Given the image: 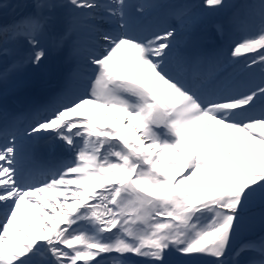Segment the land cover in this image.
<instances>
[{
    "label": "snow or ice",
    "instance_id": "1",
    "mask_svg": "<svg viewBox=\"0 0 264 264\" xmlns=\"http://www.w3.org/2000/svg\"><path fill=\"white\" fill-rule=\"evenodd\" d=\"M0 264H264V0H0Z\"/></svg>",
    "mask_w": 264,
    "mask_h": 264
},
{
    "label": "bare ground",
    "instance_id": "2",
    "mask_svg": "<svg viewBox=\"0 0 264 264\" xmlns=\"http://www.w3.org/2000/svg\"><path fill=\"white\" fill-rule=\"evenodd\" d=\"M13 18V16H12V14H11V12H9L3 19H5V20H10V19H12ZM203 27V26H202ZM202 27H199L198 26V28H197V32L200 34V35H203L204 36V33H206L207 35L205 36V37H207V39H206V41H205V47H208V48H213L212 47V45L210 44V43H208V41L209 40H211L212 39V37L211 36H209V32L207 31V30H205L204 28H202ZM214 34V33H213ZM216 37H218V35H216ZM57 54L59 55L58 56V58H56L58 61L56 62V64H62V63H64V62H66L67 61V59H66V54L64 53V52H57ZM68 63V62H67ZM59 67H56V70H54V71H52V75H53V78H58V77H60L61 75H64V74H62L61 73V71H59ZM21 74V73H20ZM20 74L17 76V77H15L13 80H11L10 82H9V84L7 85V89H21V87H22V85H20V81H19V76H20ZM59 79V78H58ZM34 88H37V87H35V86H33L32 88H31V90L32 89H34ZM39 90L41 91V92H49L50 94H47V95H51L52 93H54V88L53 87H47V86H45L44 84L43 85H40L39 87ZM57 91V90H56ZM16 93H18V92H16ZM26 95V94H25ZM38 95H44V94H38ZM17 97H19V100H21L23 97H24V95H23V90L22 91H20L19 90V95L17 96ZM59 149V151H60V148H58Z\"/></svg>",
    "mask_w": 264,
    "mask_h": 264
},
{
    "label": "rangeland",
    "instance_id": "3",
    "mask_svg": "<svg viewBox=\"0 0 264 264\" xmlns=\"http://www.w3.org/2000/svg\"><path fill=\"white\" fill-rule=\"evenodd\" d=\"M197 2H199V0H197ZM223 19H224V16L222 14L210 16L208 19H206L204 21V26L207 27V29H211L212 34L214 33L215 35H217L216 29L214 26L217 22H220ZM54 65L56 67V63H54ZM43 67H41V68H43ZM43 73H45V70H43V69L41 70L40 68L35 69V68L29 66L28 68H26V71L23 73V76L20 78V83L25 85L27 83L37 81L40 78L39 75L43 74ZM258 213H259V210L258 209L255 210L254 214L258 215ZM242 235H246V233L242 234ZM173 259H175V258H173Z\"/></svg>",
    "mask_w": 264,
    "mask_h": 264
}]
</instances>
